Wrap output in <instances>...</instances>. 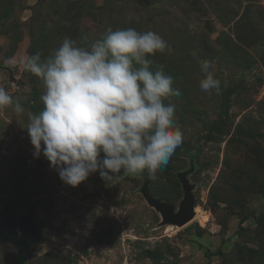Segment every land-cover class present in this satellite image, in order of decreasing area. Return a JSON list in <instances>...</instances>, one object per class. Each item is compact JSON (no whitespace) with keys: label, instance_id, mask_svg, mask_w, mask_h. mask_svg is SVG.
I'll use <instances>...</instances> for the list:
<instances>
[{"label":"rangeland","instance_id":"1","mask_svg":"<svg viewBox=\"0 0 264 264\" xmlns=\"http://www.w3.org/2000/svg\"><path fill=\"white\" fill-rule=\"evenodd\" d=\"M108 27L170 45L151 59L180 90L165 103L176 104L184 139L155 175L96 172L72 187L33 155L25 128L44 85L24 62L65 37L88 47ZM198 59L218 93L200 89ZM0 86L25 109L0 108V264H264V0H0ZM180 172L197 213L164 224L142 188L149 180L179 208Z\"/></svg>","mask_w":264,"mask_h":264},{"label":"clouds","instance_id":"2","mask_svg":"<svg viewBox=\"0 0 264 264\" xmlns=\"http://www.w3.org/2000/svg\"><path fill=\"white\" fill-rule=\"evenodd\" d=\"M165 51L172 49L154 31L108 27L88 47L65 37L49 57L42 59L39 52L28 56L25 70L44 85L43 108L29 113L25 128L34 157L43 154L72 187L96 172L106 181L121 172L155 175L184 139L176 104L165 103L180 90L164 66L153 68L151 59ZM198 63L205 74L200 89L218 93L221 82L210 62ZM5 107H13L17 116L25 111L0 86V108Z\"/></svg>","mask_w":264,"mask_h":264},{"label":"water","instance_id":"3","mask_svg":"<svg viewBox=\"0 0 264 264\" xmlns=\"http://www.w3.org/2000/svg\"><path fill=\"white\" fill-rule=\"evenodd\" d=\"M194 168V164L192 163L191 169L194 170ZM178 177L184 190V198L179 208H176L174 204L154 196L150 192L149 180H146L142 192L148 203L161 213L164 224L170 223L182 226L194 217L196 198L193 193L194 185L190 183L187 172L178 173Z\"/></svg>","mask_w":264,"mask_h":264},{"label":"trees","instance_id":"4","mask_svg":"<svg viewBox=\"0 0 264 264\" xmlns=\"http://www.w3.org/2000/svg\"><path fill=\"white\" fill-rule=\"evenodd\" d=\"M191 159H194V155L191 156ZM193 162V161H192ZM18 240H22L23 241V245H25V240L24 239H18Z\"/></svg>","mask_w":264,"mask_h":264},{"label":"bare ground","instance_id":"5","mask_svg":"<svg viewBox=\"0 0 264 264\" xmlns=\"http://www.w3.org/2000/svg\"><path fill=\"white\" fill-rule=\"evenodd\" d=\"M195 212H196V210H195ZM197 213V212H196Z\"/></svg>","mask_w":264,"mask_h":264}]
</instances>
